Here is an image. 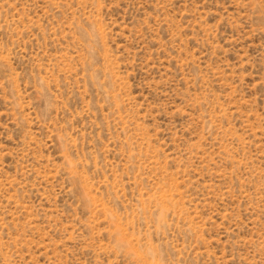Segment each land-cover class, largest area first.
Segmentation results:
<instances>
[{
    "label": "rangeland",
    "instance_id": "374dc122",
    "mask_svg": "<svg viewBox=\"0 0 264 264\" xmlns=\"http://www.w3.org/2000/svg\"><path fill=\"white\" fill-rule=\"evenodd\" d=\"M0 264H264V0H0Z\"/></svg>",
    "mask_w": 264,
    "mask_h": 264
}]
</instances>
